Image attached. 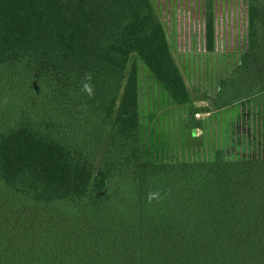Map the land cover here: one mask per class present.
<instances>
[{
  "label": "trees",
  "instance_id": "obj_1",
  "mask_svg": "<svg viewBox=\"0 0 264 264\" xmlns=\"http://www.w3.org/2000/svg\"><path fill=\"white\" fill-rule=\"evenodd\" d=\"M224 1L227 49L222 0H0V264H264V0Z\"/></svg>",
  "mask_w": 264,
  "mask_h": 264
},
{
  "label": "rangeland",
  "instance_id": "obj_2",
  "mask_svg": "<svg viewBox=\"0 0 264 264\" xmlns=\"http://www.w3.org/2000/svg\"><path fill=\"white\" fill-rule=\"evenodd\" d=\"M227 6L228 3H226L224 0H222V3L220 4V12L222 13L223 16V22L222 25L219 28V47L220 49H227L228 46V41L230 40V37L233 39H239L242 38L243 31L241 33L240 28L237 30L236 24L232 21L226 18V13L228 15L227 11ZM230 49V50H229ZM225 57L221 61V65L218 69H222L225 66H228L230 63H232L235 60V51L233 48H228L227 51H224ZM221 60V59H220ZM206 61V60H205ZM188 76H192L191 74ZM207 80H209V76H205ZM193 104L195 107H202V106H208V102L204 99H194ZM204 115H200V117H203ZM201 143V138L200 137H195L191 139L190 133L187 135V146H195L199 145Z\"/></svg>",
  "mask_w": 264,
  "mask_h": 264
},
{
  "label": "clouds",
  "instance_id": "obj_3",
  "mask_svg": "<svg viewBox=\"0 0 264 264\" xmlns=\"http://www.w3.org/2000/svg\"><path fill=\"white\" fill-rule=\"evenodd\" d=\"M84 79L86 82L82 83L81 91L84 94H86L89 98H91L95 95V89L91 83V80H92L91 74H85ZM158 196H159V193H155V192L149 193L148 199H149V201H151L153 199H156Z\"/></svg>",
  "mask_w": 264,
  "mask_h": 264
},
{
  "label": "built area",
  "instance_id": "obj_4",
  "mask_svg": "<svg viewBox=\"0 0 264 264\" xmlns=\"http://www.w3.org/2000/svg\"><path fill=\"white\" fill-rule=\"evenodd\" d=\"M196 117H200V114L197 113V114H196ZM198 134H201V130H200V129H198Z\"/></svg>",
  "mask_w": 264,
  "mask_h": 264
}]
</instances>
